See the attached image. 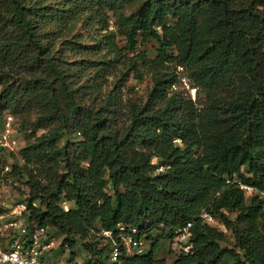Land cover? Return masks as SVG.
Returning <instances> with one entry per match:
<instances>
[{
	"label": "trees",
	"instance_id": "1",
	"mask_svg": "<svg viewBox=\"0 0 264 264\" xmlns=\"http://www.w3.org/2000/svg\"><path fill=\"white\" fill-rule=\"evenodd\" d=\"M80 16L96 26L92 44L61 35ZM148 40L153 57L136 52ZM144 69L146 99L124 106L121 89ZM182 77L195 99L174 89ZM26 111L22 164L5 172L0 158V187L24 178L28 219L60 246L82 241L89 264H166L160 234L190 223L173 264H264L263 199L240 188L264 190V0H0V115ZM118 224L148 250L110 261L101 234L120 241Z\"/></svg>",
	"mask_w": 264,
	"mask_h": 264
},
{
	"label": "rangeland",
	"instance_id": "2",
	"mask_svg": "<svg viewBox=\"0 0 264 264\" xmlns=\"http://www.w3.org/2000/svg\"><path fill=\"white\" fill-rule=\"evenodd\" d=\"M47 1L50 3H58L61 0ZM132 9L133 7L126 9L124 13L129 14ZM112 24L113 17H110L109 25L111 26ZM110 28L113 29V27ZM95 29L96 26H88L86 22H84L83 16H80L63 27L61 29V35L71 36L72 34H81L84 43L89 45L93 43V38L97 34V31ZM116 40L120 47L125 44L124 39L121 37H117ZM156 47L157 43L155 41L148 40L145 44L138 45L136 52L144 51L148 55V57H153L155 55ZM104 53L105 52H102V54ZM88 56L94 58L97 55L90 54ZM142 71L143 75L141 79L136 78L134 74H130L129 79L121 89V99L124 106L132 102L139 103L146 99L147 93L151 87V78L146 69ZM115 80L116 77L113 75L108 77V82L101 90L100 96L107 93V91L111 89L112 84ZM174 89L185 91L190 95L192 99L196 98L195 88H193L192 83L184 77L180 78V82L174 86ZM34 117L35 113L33 111L22 112L18 115H11L9 113H3L0 115V158L4 163L5 172L11 171L14 165L20 166L22 164V161L18 155V151L27 142L26 133L30 132V122L34 119ZM42 132V130L37 131V135H40ZM24 181V178L17 175L16 177H13V179L8 178L2 183L0 187V207H2L4 203H9L13 200L20 201L25 199V197L27 196L28 188L25 185ZM250 196L251 194L246 191V202L249 201ZM35 205L38 204L36 203ZM62 206L64 209H68L70 203L63 201ZM228 216L229 218L233 219L235 217V213L229 212ZM212 225L219 228L220 230H223V232L227 235V243L225 245L232 248L233 238L231 232L225 229L223 225L218 223L216 219ZM160 231V229H155L151 232V235L153 237H157L158 234L161 233ZM47 233L55 237V244L50 251L51 256L49 257V260L51 262L54 261L56 263V261H58L60 262L59 264H63L66 261L73 260L79 263L89 264L87 262L88 254L83 250L81 246L82 241H76L74 247L71 249L68 246H60L63 236L60 235L55 229L48 227ZM101 235L108 237L103 233ZM187 239V235L180 234L170 238L169 236H167V234H165V232L161 233L160 238L158 239L157 257L165 259L166 264H173L175 256H177L180 251L187 249ZM143 245H145L146 248L144 251H146L150 247L151 243H149L148 241H144ZM70 250L73 251L72 254V251Z\"/></svg>",
	"mask_w": 264,
	"mask_h": 264
},
{
	"label": "built area",
	"instance_id": "3",
	"mask_svg": "<svg viewBox=\"0 0 264 264\" xmlns=\"http://www.w3.org/2000/svg\"><path fill=\"white\" fill-rule=\"evenodd\" d=\"M230 180L228 179L227 182ZM240 188L250 194H258L263 199L264 209V190H257L241 184ZM28 212L27 202L24 199L13 200L0 207V264H59L58 261L55 263L49 260L50 251L55 244V237L47 233L48 227H37L35 223L30 221ZM200 217L209 225L215 222V219L204 211L200 213ZM189 226L190 223H187L183 227L182 235H188ZM126 229H129L130 232L126 233ZM117 231V238L120 241L112 238L113 233L111 231L102 232L111 239L110 261L116 262L118 260L122 248L129 254L143 253L146 248L143 245L144 240L136 239L133 236L136 232L135 227L128 228L118 224ZM63 264L83 263L69 260Z\"/></svg>",
	"mask_w": 264,
	"mask_h": 264
}]
</instances>
